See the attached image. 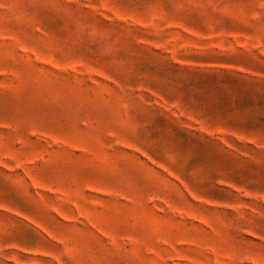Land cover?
I'll use <instances>...</instances> for the list:
<instances>
[{"label": "rangeland", "instance_id": "374dc122", "mask_svg": "<svg viewBox=\"0 0 264 264\" xmlns=\"http://www.w3.org/2000/svg\"><path fill=\"white\" fill-rule=\"evenodd\" d=\"M0 264H264V0H0Z\"/></svg>", "mask_w": 264, "mask_h": 264}]
</instances>
